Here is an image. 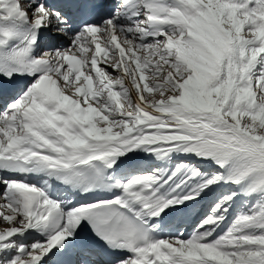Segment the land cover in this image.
Here are the masks:
<instances>
[{"label": "snow or ice", "instance_id": "obj_1", "mask_svg": "<svg viewBox=\"0 0 264 264\" xmlns=\"http://www.w3.org/2000/svg\"><path fill=\"white\" fill-rule=\"evenodd\" d=\"M0 264H264V0H0Z\"/></svg>", "mask_w": 264, "mask_h": 264}]
</instances>
